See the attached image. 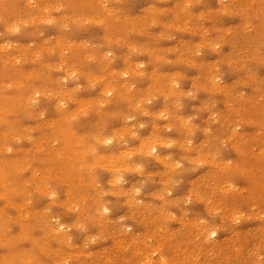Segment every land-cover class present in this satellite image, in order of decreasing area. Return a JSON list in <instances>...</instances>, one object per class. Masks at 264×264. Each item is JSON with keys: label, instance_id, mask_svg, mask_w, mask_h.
<instances>
[{"label": "rangeland", "instance_id": "obj_1", "mask_svg": "<svg viewBox=\"0 0 264 264\" xmlns=\"http://www.w3.org/2000/svg\"><path fill=\"white\" fill-rule=\"evenodd\" d=\"M4 2L11 7L7 10L0 7V16H4L9 24L16 23L15 25L20 28L18 33H10L7 31V25L0 21V33H3L0 35V86H2L0 87V132L8 131L7 137L4 140L0 139V169L6 176L3 184L0 181V209L5 214V218L9 217L11 220L2 219L4 222L0 226L10 227L9 236L26 247L33 238L40 239L43 243L47 237L51 246H58L71 253L70 257L69 255L56 257L55 253L51 252V260L60 261V264L65 262L123 264L124 261H140L143 264V261L150 254L155 255L158 249L166 258L177 253L192 258L194 245L187 242L190 239L189 233L185 232L183 236L177 234L181 227L179 221L163 220L155 208H147L148 205H155L159 200V195L154 194L162 192L170 173H166L164 164L147 156L146 151L143 154H133L136 165L144 163L143 173L131 171L136 167L129 166L131 164H128L130 168L126 166L127 168L120 170L124 176V183L121 188L115 189L116 192H121L120 195L114 194L110 190L111 186L107 185L109 190H104L106 193L104 202L111 209L108 220L94 216V224L89 231L90 236H101L104 239L90 244L86 250H80L83 247L84 235L74 226L77 222V214L65 207V200L69 197L68 189L63 185L67 183L59 177L64 178L66 175L57 172L59 177L53 174L36 176L32 174L31 169L38 166L42 171L63 170L72 179V182L67 184L73 189L72 197L81 196L88 191H92L96 197L99 195V189L88 190L84 183L89 176V167L86 164L81 165L80 162V155L85 153L80 146V139L89 135L86 128L90 124H96L93 135L110 134L114 130L118 132L117 139L113 140L111 145L98 147V153H105L116 145V150L125 155L129 153V147L136 146L139 141L131 136V132L135 130L138 137L148 140L149 135L153 134V121H155L156 136L161 135V140L178 142L173 148L167 149L162 148L160 140L157 143L154 141L158 153L166 154L161 158L171 156L172 163L175 161L183 163L182 157L186 150L180 148L179 143L186 142L187 132L180 130L179 117L184 119L193 117L192 123L196 126L191 136L193 146L205 153V156L210 152L215 153L216 141L208 137L203 129L211 126L214 132L217 127L227 130L238 119H242L238 125L240 131L237 133L235 145L229 142L221 152L223 161H216L221 166L219 169L209 172L210 166H205L197 169L196 172L180 171L174 177L179 183L169 190L172 192L173 201H183L184 196L192 188V181H196L199 187L202 183L201 178L205 173H209L207 181L212 182L216 179L217 173L223 170V163L233 161L232 168L228 172L224 170L223 172L226 175L231 174L230 180H225L224 183L233 184L235 190L228 192L224 197L223 207L239 208L249 218L242 220L239 225L238 237L230 233H220L218 243L223 245L225 241L238 238L237 246L241 250L239 258H250L249 252L254 251L259 242L257 232L261 224L259 216L264 215L261 211L259 185L260 119L264 112V101L261 100L258 87L259 80L264 78V67L259 64L258 29H245L244 23L247 21L243 20L241 15L232 14V9L225 12L221 21L215 24V28L210 20H205L202 25L197 24L181 11V7H178L190 0H124L120 5L116 4V0H107L110 9L121 12L120 20L115 24L113 19L107 18L103 8L104 0H79L80 4L75 3L73 6L66 5L67 0H4ZM242 2L258 7L259 0H242ZM207 4V9L197 5L193 15L198 16L201 12L219 7L218 0H207ZM59 5L64 7L60 8ZM67 9L76 12V20L73 21L70 16H66L62 21L57 22L55 18L64 15ZM18 17L21 18L20 21L15 22ZM176 17H179V22L178 20L175 22ZM51 19L55 23L48 24L47 21ZM153 19L156 20L155 24L152 23ZM106 20H110V23H106ZM126 20L129 23L125 24ZM64 23L68 24L67 29L60 27ZM110 24L112 25L109 28ZM202 28L210 30L207 38L202 35ZM208 41L220 44V50L212 51L207 46ZM72 42L77 45L75 49L78 55L75 54V57L71 56ZM202 44L205 46L199 48L197 55V46ZM108 52L113 54L110 64L104 61ZM250 52L251 56H249ZM229 54L231 59H228ZM69 57L73 59L77 71L73 66H69ZM140 64L144 65L143 69L137 68ZM248 68H251L255 75V83L249 78ZM212 69H215V76H219L221 81L219 85L224 91L204 90ZM125 71L129 73L128 77L122 75ZM37 72L43 79L47 78L45 83H42L46 88L32 93L21 88L20 94L13 79L19 77L24 80V84H27L35 79ZM72 72L77 74L78 79L71 78ZM167 75H171L170 78L176 80L180 85L179 89L173 88L172 85L170 87L169 84L162 89H156L159 84H164ZM64 77H69L66 87L59 83ZM90 80L96 81L95 87L89 86ZM194 84L197 85L198 90L194 88ZM77 86L80 87V91L73 93L71 90ZM124 86H127L126 88L131 92L142 93L137 95L134 101L127 102L125 98L131 94L126 92L127 89H122ZM224 86L228 89L226 90ZM170 88L176 92L181 90L182 93L195 91L196 95L192 98L173 94ZM236 88L239 89L238 92L234 91ZM105 89L113 90V95L106 96ZM36 92L40 93L39 97L35 95ZM60 97L65 98L68 105L63 115L56 109ZM209 97L215 102V110L220 114L217 120L211 121V124L209 118L213 113L203 107L209 101ZM102 99L106 102L101 107ZM177 99L183 104L181 109L175 108ZM32 100H36L35 105L30 103ZM149 100H151L150 104ZM141 101L144 102L142 105L144 111L135 108V104ZM79 107L86 108L87 115H80L77 120L69 123L71 116L79 112ZM162 111L165 112L166 119L159 116ZM40 112H43L46 118L41 119ZM145 112L148 115H145ZM128 115H132L134 120L127 121L125 117ZM231 119L233 121L230 124ZM140 124H144L145 127L140 128ZM70 125L73 126L72 136L57 133V129L64 130L65 126ZM51 126L52 128H48ZM169 128L171 131H168ZM228 135L231 136V133L229 132ZM57 141H60L59 146ZM90 142L92 146L97 143L94 138ZM43 144L47 146L46 150L42 154H35L37 148L44 147ZM7 147L12 148L11 153L6 151ZM52 147L58 150L54 155L50 152ZM139 155L144 156L139 157ZM125 156L127 160L130 158L129 155ZM46 159H50V164H46ZM105 177L109 178L110 174L107 173V176L105 174ZM10 182L14 189L10 194L13 196H17L23 186L30 192L29 196L24 198L26 206H34L38 197L35 215L23 217L20 212L25 216L27 212H31L25 206H21L23 211L21 208L15 209L6 205L4 191L8 190L7 184ZM46 184L52 185L51 187L57 190L58 198L55 202L43 195V192L48 190ZM58 184L61 187L58 188ZM134 186L141 187L139 199L144 201L143 206L132 207L123 195ZM40 187L46 189L41 192ZM72 202L79 203L75 198ZM79 205L81 206L80 203ZM45 207L50 209L47 216L43 215ZM181 207H177L176 203L170 205L176 217H182ZM187 211L193 220L197 215L203 217L204 203L194 198L187 206ZM121 216L125 217L124 224L119 223ZM56 219L65 225L66 233L52 231L51 222ZM125 227L132 231H122ZM252 234H255L256 238H252ZM54 236H59L61 239L71 236L72 249L61 248L53 239ZM44 244L48 252L50 247ZM49 255L50 253L45 258L50 260Z\"/></svg>", "mask_w": 264, "mask_h": 264}, {"label": "clouds", "instance_id": "obj_2", "mask_svg": "<svg viewBox=\"0 0 264 264\" xmlns=\"http://www.w3.org/2000/svg\"><path fill=\"white\" fill-rule=\"evenodd\" d=\"M123 2L124 0H116L117 5H120ZM188 3L192 4V8L186 10L181 7V11L185 13L190 19L194 20L197 24L202 25L205 20H210L213 22V28H215V24L220 22L223 15L225 14V11L220 7L221 5H224L226 10L232 9V14L241 15L243 20L247 21L244 23L245 29H258L260 34L259 64L260 66L264 67V64L260 63L261 52L264 50V0H259L258 7H254L251 3H243L242 0H218L219 7L214 10L204 11L203 16H201V13L198 16H194L193 11L197 5L207 9V0H190ZM103 8L106 10L108 19L111 20L118 17L119 13L114 12L109 8L107 0H104ZM209 31L210 30L208 28H202V35L207 38ZM211 50L216 52V50ZM197 55H199L198 46ZM251 55L252 53L250 52L249 56ZM247 71L248 73H252L249 78L251 80H255V75L252 72V69L248 68ZM192 98H195V96ZM262 114H264V112H262ZM260 140L261 147L259 152V160L261 166V178L262 174H264V133H262V131H260ZM125 143H127V141H125ZM161 146L162 148H167V146L164 144H161ZM182 149L186 150L185 155L182 157L183 163L180 161H175L174 163L178 164L179 167L170 169V174H176L180 171L196 172V170H192L191 167L193 162V156L191 152L195 149V147L192 145ZM230 178L231 174L226 175L221 169L217 173L216 179L214 181H202L201 185L198 187V190L204 197V199L201 200V202L204 203L205 209L203 217L197 215L195 220L189 217L187 206L191 203L181 201L179 204H176L177 207H181V205H183V207H181V211L183 213L182 217H176L181 226L177 234L183 236L185 232L189 233L190 239L187 242L190 245H194V247L192 248V258H189L188 255L177 253V255L170 256L168 258L169 264H264V215L259 216V220L261 222L260 227L257 230L259 242L256 245L255 250L249 252L250 258H239L241 250L237 246L239 244L238 238L232 241H225L223 245L218 243V234L220 233H230L233 236L238 237L237 229L239 225L241 224L242 220L249 218L239 208L223 207L224 197L228 194V192L221 191V189H224L227 186L224 181L230 180ZM37 191L40 190L37 189ZM261 211L264 212V207L262 206ZM235 214H239V220H233V216ZM89 219L93 220L94 217H90ZM182 219L183 224H181ZM80 223H85V220H81ZM74 226L84 235L83 247L80 250H86L90 244H95L98 242V240L104 239V237L101 236H97L95 240L92 239L93 236L89 235V231L93 226L91 223H88L84 228L77 227L76 225ZM9 231L0 229V264H60L59 261L54 262L45 258L48 253L42 243L37 244L35 247L33 246V240L35 238L30 240L29 246L26 247L23 244L18 243L17 240L10 237ZM211 231L216 232L215 237H209V233ZM252 238H256L255 234H252ZM53 239L60 245L61 248H66L69 250L72 249V237L71 245L65 242L67 238L61 239L59 236H54ZM221 256L226 258H219ZM200 257H203V259ZM123 264H141V262L124 261ZM152 264H159V261L154 260Z\"/></svg>", "mask_w": 264, "mask_h": 264}, {"label": "snow or ice", "instance_id": "obj_3", "mask_svg": "<svg viewBox=\"0 0 264 264\" xmlns=\"http://www.w3.org/2000/svg\"><path fill=\"white\" fill-rule=\"evenodd\" d=\"M0 7L4 8L5 10L9 9L11 6L6 4L4 2V0H0ZM58 7L63 8L64 5H59ZM178 7H183L184 9L188 10L192 8V4L188 3V4H184L183 6L178 5ZM222 10H224L225 12L227 11L225 9L224 5L220 6ZM204 15V12H201V16ZM0 21H2L3 23H5L7 25V31L10 33H18L20 31V28L15 25V24H9L8 20L5 19L4 16H0ZM48 24H53L55 23L54 20H48L47 21ZM97 23H103V21H97ZM125 24L129 23V21H124ZM145 23H147V20H145ZM152 23L155 24L156 20L153 19ZM60 27L67 29L68 28V24L64 23L62 25H60ZM3 33H0V35H2ZM206 35V33H205ZM226 42V41H225ZM205 45H199L198 47H204ZM208 47H210L213 50L219 51L220 50V44L218 43H214L212 41H208L207 44ZM233 48H235V45H233ZM132 51H136V49H132ZM112 53L108 52L106 53L105 57H104V61L107 63H111V58H112ZM92 59V58H90ZM228 59H231V54H229ZM260 63L264 64V50H262L261 52V56H260ZM144 65L140 64L137 65L138 69H143ZM122 75L124 77H128L129 73L127 71L123 72ZM141 75H143V73H141ZM252 73H249V76H251ZM70 76L72 79H78L77 74L75 72L70 73ZM69 79V77H64L62 81H60V85L61 86H67V80ZM255 82V80H253ZM172 87L175 89H179L180 85L176 82L175 79L172 80ZM221 83L219 76H213L211 79V83L210 86L205 87V91H208L209 88H211V90H220V91H224L223 89H218L217 86L218 84ZM96 81L94 80H90L89 81V86L90 87H95ZM133 87H135V85H133ZM258 87L261 93V100L264 101V78H261L259 80L258 83ZM194 88H197V85L194 84ZM73 93L79 92L80 91V87L77 86L76 88H73L71 90ZM235 92H238L239 89L236 88L234 89ZM226 95H230L231 93H225ZM37 97L40 96L39 92H36L35 94ZM51 95V94H49ZM105 95L108 97H111L113 95V90H109V89H105ZM181 95H187L188 97H194L196 95L195 91H189L187 93H181ZM71 98V97H69ZM167 99V97H166ZM106 101H101V107L103 105V103H105ZM32 105L36 104V100H32L30 102ZM143 101H141L140 103H136L135 104V108L139 111H144L142 105H143ZM148 103H151V100L148 101ZM183 107V104L180 102L179 99L176 100L175 102V108L176 109H181ZM203 107L209 111L212 112L213 115L209 118V122L211 124V121L213 120H217V117L220 115L219 113L216 112L215 110V102L211 99V97H209V101L207 103H205L203 105ZM68 108V105L66 103L65 98L60 97L59 98V102L56 104V109L57 112L60 113L61 115L64 114V112H66ZM145 115H148L147 112L144 113ZM80 115H87V109L84 107H81L79 112L76 115H72L71 116V120L69 121V123L71 121H75L77 120L78 116ZM113 115H120V113H113ZM159 116L162 118H167L165 115V112H160ZM39 117L41 119L46 118L43 112H40ZM181 120V131H186L187 132V137H185V143H179V147L180 148H185V147H190L193 145V140L191 139V136L193 135V131L194 128L196 127L195 125H193L192 120L193 117L189 116L187 119H184L183 117H179ZM125 119L127 121H133L134 118L132 115H128L125 117ZM140 128H144L145 125L144 124H140L139 125ZM260 129L262 131V133H264V114L261 115V119H260ZM168 131H171V128L168 129ZM203 131L205 132V134L208 137H212L215 139L216 141V145H215V153H208L207 156H205L203 154L202 151L198 150V149H194L192 150L191 154L193 156V162H192V170H197L199 168H204L205 166H211L209 169V172L215 171L217 168H220L221 166L219 164L216 163L217 160H221L223 161V158L221 156V152L222 150L227 147V145L229 144V142L233 143L235 145V141H236V137H237V133L240 131V128L238 126L237 123H233L227 130H221L219 127L216 128L215 132L213 131V128L211 126L209 127H205L203 129ZM231 133V136L228 135V133ZM156 134V123L155 121H153V135ZM131 136L135 137L137 139H140V137L137 136V133L135 130H133L131 132ZM30 138V137H29ZM96 140V144L91 146L88 150L87 153H85V156L87 159L91 160L93 158H96L99 156V153L97 151L98 147L100 145H111L113 143V138H101L99 135L93 137ZM123 138V137H121ZM18 139V138H17ZM160 144H164L167 146V149H171L173 148L174 145H176L178 142L175 140H160L159 141ZM60 141H57V145L59 146ZM6 151L8 153L12 152V148L8 147L6 148ZM237 151H239V148L237 147ZM141 152L143 153V145L141 146ZM199 153V154H198ZM125 155H131L130 153H126ZM147 156L149 157H153L155 158L157 161H159L160 163L165 165V171L166 173H169L170 169H174L179 167L178 164L172 163V157L169 156L166 159H162L160 154L158 153L157 150V146L155 143L149 144L148 145V151L146 153ZM167 161V162H166ZM233 165V161L229 160L227 162L223 163V170L225 172H228L229 169L232 168ZM131 171H135V172H139V173H143L144 172V163H140L137 164L135 168L131 169ZM243 174V173H241ZM90 175L93 179H95L96 177V165H93L92 169L90 170ZM209 173H205V175L201 178V181L207 180ZM175 174H169L168 175V180H167V184L166 186L162 189V192L160 194H154V195H159V200L155 202V205H148L147 208H155V211L160 215L161 219L163 220H176V216L172 213L171 209H170V205L173 203L179 204L181 201H173L171 199L172 197V192L169 190L170 187H174L176 184L179 183V180L174 178ZM249 179H251V177H249ZM124 183V176L123 173L119 170L116 169L113 172V179L109 181V185L110 190H112L114 192V194L116 195H120V192H116L115 189L116 188H121L122 185ZM260 186V198L262 201V207H264V174H262L260 181H259ZM57 187H61L60 184L57 185ZM63 187L68 189V199L65 200V207L68 208L69 211L71 212H75L77 214V222H76V226L80 227V228H84L87 226L88 223H91L92 225L94 224V220H90V217H93L92 214V209L95 210V215L107 219L108 215L110 214V207H108L105 202H104V198L106 196V193L103 190V187L95 184L94 188L99 189V196H98V202L95 204H92L91 207L88 206V201H85V208L82 209L79 205L78 202L73 203V197H72V192L73 189L71 186L64 184ZM235 190V186L233 184L227 185L224 189H221V191H225V192H231ZM141 192V187H133L129 192L123 193L126 201L132 206V207H136V206H143L144 205V201H142L141 199H139V194ZM43 195L48 196L50 198V200L52 202H55V200L58 198L57 197V190L53 189L51 187V185H48V190L43 192ZM196 200H202L204 199V197L201 195L200 191L198 190L197 187V182L196 181H192V188L191 190L184 196L183 201L184 202H188V203H192L193 199ZM210 203V201H209ZM85 211H88L89 215H85ZM50 213V209L49 208H45L43 210V215L47 216ZM240 216L239 214H235L233 216V220H239ZM81 220H85V223H80ZM125 221V217L121 216L119 218V223L124 224ZM181 224H183V219L181 220ZM51 228L52 231L55 233H61L64 232L66 233L67 230L65 228V225L63 223H61L60 220L56 219L54 221L51 222ZM122 231H127V232H131L132 230L130 228L125 227L124 229H122ZM216 236V232L215 231H211L209 233V237H215ZM97 238V236H93L92 239L95 240ZM41 239H43V237H41ZM46 243V241H44ZM66 243H68L69 245H71L72 241H71V236H67V239L65 240ZM41 240H33V246L35 247L37 244H40ZM154 260H158L159 264H169L168 258H166L162 252H160V250H157V253L155 255L150 254V256L145 259L143 261V264H152V262ZM65 264H67V262H65Z\"/></svg>", "mask_w": 264, "mask_h": 264}, {"label": "bare ground", "instance_id": "obj_4", "mask_svg": "<svg viewBox=\"0 0 264 264\" xmlns=\"http://www.w3.org/2000/svg\"><path fill=\"white\" fill-rule=\"evenodd\" d=\"M27 2V1H26ZM138 2V1H137ZM25 3V2H24ZM73 3V4H72ZM75 3H77V4H80V2H79V0H67V3H65L66 5H70V6H73ZM173 9H175V8H173ZM72 10V9H71ZM71 10H69V9H67V11H64V15H61L59 18H55L56 19V21L57 22H59V21H62L64 18H66V16H70L71 18H72V20L73 21H75L76 20V18H75V15H76V12L75 11H71ZM106 11V10H105ZM121 13V12H120ZM120 13H119V15H120ZM118 15V17L117 18H114L113 20H114V24H115V22H117V21H119L120 20V16ZM146 15V14H145ZM147 16V15H146ZM179 16V15H178ZM38 17V16H37ZM15 18V17H14ZM31 18V17H30ZM30 18H28V20L30 19ZM34 17H32V19H33ZM146 18V17H145ZM148 18V17H147ZM20 17H18L17 19H15L14 21L15 22H19L20 21ZM37 19V18H36ZM52 20V19H51ZM177 20H178V22L180 21V19H179V17H176V19H175V22H177ZM22 21H24V20H22ZM21 21V22H22ZM27 21V20H26ZM143 21H144V19H143ZM13 22V21H12ZM25 22V21H24ZM106 23H110V20H106ZM16 24V23H15ZM112 24H110L109 25V28H110V26H111ZM114 26V25H113ZM177 27H178V25H177ZM165 29L167 28V26H165L164 27ZM178 29V28H177ZM196 31V30H195ZM200 32V31H199ZM93 33V32H92ZM32 36V35H31ZM199 36V35H198ZM30 38V37H29ZM8 42V41H7ZM142 42V41H141ZM142 43H144V42H142ZM198 43V42H197ZM145 44V43H144ZM13 45H14V43H13ZM70 45H71V48H70V51H71V56L72 57H75V54H77V50L75 49L76 48V44L74 43V42H72V43H70ZM229 45V44H228ZM19 46V45H18ZM230 47H231V45H229ZM18 47H16V49H17ZM52 48V47H51ZM123 48L121 47V50H122ZM118 50V49H117ZM22 52V51H21ZM120 52V51H119ZM218 53V52H217ZM21 54V53H20ZM23 54V53H22ZM38 55V54H37ZM78 55V54H77ZM223 55V54H222ZM17 57V56H16ZM218 57V56H217ZM226 58V57H225ZM72 60L73 59H71L70 57L68 58V62H69V66H73V69L75 70V71H77V69H76V65L72 62ZM225 62H227L226 60H225ZM67 65V64H66ZM93 66H95V65H93ZM228 67V66H227ZM214 70L215 69H212L211 71L212 72H210V74H209V82H206L205 84H206V87H208V86H210V83H211V79H212V77L213 76H215V73H214ZM37 71H40V70H37ZM218 72V71H217ZM38 73V72H37ZM37 73H35V79L34 80H32L31 82H29V83H27V84H24V80L23 79H19V77L18 78H15V79H13V82L15 83V85H17V90H19V92L20 91H22L21 90V88H23L26 92H28L29 91V93L31 92H34V91H36V90H42V89H45L46 88V86H43L44 84H42V83H45V80L47 79V78H45V79H43L40 75H39V73L37 74ZM19 74V76H20V73H18ZM154 74V73H153ZM153 74H152V76H153ZM260 74V73H259ZM155 75V74H154ZM3 76H5V74L3 73ZM22 76V75H21ZM156 76H157V74H156ZM12 77V76H11ZM155 77V76H154ZM171 77V75H167L166 76V79H165V82H164V84H159L157 87H156V89H162V87L164 86V87H167V85L169 84V86L171 87V85H172V79L170 78ZM103 79H104V77H103ZM36 80H38L39 82H37ZM156 81H157V79H156ZM250 83V82H249ZM253 83V82H252ZM255 83V82H254ZM5 84V83H4ZM143 84V83H142ZM6 86V85H5ZM246 86V85H245ZM0 87H2V86H0ZM127 87V86H126ZM125 86L122 88V89H127ZM217 88L218 89H222V86L221 85H219L218 84V86H217ZM224 88L227 90L228 89V87L227 86H224ZM171 89V88H170ZM209 89H211V88H209ZM64 92V91H63ZM126 92H128L129 93V95L130 96H128L127 98H125V100L127 101V102H132V101H134L135 100V98L136 97H138L137 95H140L142 92H131V90L130 89H127L126 90ZM171 92H173V94L174 93H176V94H179V95H181V93L183 92V91H181V90H179V91H177L176 92V90H174L173 88L171 89ZM232 93V92H231ZM20 94H21V92H20ZM57 95H58V93H57ZM58 96H60V95H58ZM238 97V96H237ZM16 99L18 100L19 99V93L16 95ZM81 101V100H80ZM101 101H105L104 99H102V100H100V102ZM85 103H87V102H85ZM229 103H231V102H229ZM5 107V106H4ZM7 108V107H6ZM80 108V107H79ZM77 109H78V107H77ZM69 114V113H68ZM241 115V114H240ZM231 122H230V124L232 123V121H233V119H231L230 120ZM242 122V119H238L235 123H237L238 125H239V123H241ZM55 125V124H54ZM98 125H99V123H98ZM54 127V126H53ZM71 127H73V126H65V129L64 130H61V129H57V133H63V134H65L66 136H72V131H71ZM48 128H52V126L51 127H48ZM55 128V127H54ZM86 128V127H85ZM95 128H96V124H94V123H92V124H90L87 128H86V130L89 132V135L88 136H86L84 139H80V146L85 150V153L86 152H88V150H89V148L92 146V143L90 142V140L93 138V137H95V136H97V134H92L93 133V131L95 130ZM74 129V128H73ZM130 131V130H129ZM7 132V133H6ZM7 134H8V131H2V132H0V139L1 140H4L5 139V137H7ZM55 134H56V132H55ZM91 134V135H90ZM174 134V133H173ZM102 139L103 138H113V140H116L117 139V135H118V132L116 131V130H114V131H112L110 134H98ZM187 135V134H186ZM91 136H92V138H91ZM242 136V135H241ZM241 136H240V138H241ZM162 138H161V135H153V134H151V135H149V137H148V140H147V138H140L139 139V141L137 142V145L136 146H130L129 147V149H128V152L131 154V155H129L130 156V158H128V160H127V157L124 155V153L123 154H121V151H119V150H116L117 148H116V145H115V147H114V145L110 148V150H108L107 152H100L99 153V156L98 157H96V158H93V159H91V160H89V159H87L86 158V156H85V153H82L81 155H80V162H81V165L83 164V165H88V167H89V176L85 179V185H86V187L88 188V190H90V189H92V188H94V185L95 184H98V185H100V186H102L103 187V190H106V191H108L109 190V188H108V186L110 187V185H109V181L110 180H112L113 179V172L116 170V169H119V170H122V169H125V168H127V167H129V166H136V162L134 161V159H133V154H135V153H141V154H143L142 152H141V146L143 145V152H147L148 151V145L149 144H152V143H154V141H155V143H157L158 142V140H161ZM95 142H96V140H95ZM4 143V142H3ZM121 144V143H120ZM43 146L44 147H40V148H37V150H35V154H37V155H39V154H42V152H44L45 150H46V148H47V146H45V144H43ZM83 146H88L87 148L86 147H83ZM8 148V147H7ZM51 150H50V152L51 153H53V155L55 154V153H57L58 152V150H56V149H54L53 147L52 148H50ZM125 150V149H124ZM126 151V150H125ZM205 154V153H204ZM166 154H163V152L162 153H160V156L162 157V156H165ZM206 155V154H205ZM142 155H139V157H141ZM144 156V155H143ZM142 156V157H143ZM148 160V159H147ZM45 162H46V164H50V159H46L45 160ZM128 164H131V165H129L128 166ZM93 165H96V177H95V179H93L92 177H91V175H90V170L92 169V167H93ZM127 166V167H126ZM211 167V166H210ZM130 168V167H129ZM128 168V169H129ZM219 169V168H218ZM159 171V170H158ZM31 172H32V174H34V175H36V176H38V175H40V174H45V175H48V176H51L52 174L54 175V176H56L57 175V172L58 173H62L64 176L66 175V177H64V178H61V177H59V174L57 175V177H59V179H63L67 184L68 183H71L72 182V179H71V177L70 176H68L63 170H57V171H42V170H40V168L38 167V166H35L34 168H32L31 169ZM107 173H109L110 174V177L109 178H106L105 177V174H106V176H107ZM127 173V172H126ZM125 173V174H126ZM154 173V172H153ZM51 174V175H50ZM60 176H61V174H60ZM9 178H10V176H9ZM214 178V177H213ZM6 180V176H4V174L1 172V169H0V181H1V183L3 184L4 183V181ZM9 180H11V179H9ZM161 181H163V180H161ZM231 184V183H230ZM7 185H9L8 186V190H6V191H4L5 193V195H6V199H7V203H6V205L7 206H12V207H14L15 209L16 208H21V206L23 207V206H25L27 209H28V211L30 210L31 212L29 213V212H27L26 213V216H25V214L24 213H22V212H20L19 214H21L23 217H30V216H32V215H35L36 214V209H37V205H38V197L36 198V203H35V205L34 206H26L25 205V203H24V198H26V197H28L29 196V194H30V192H28V190L26 189V187L25 186H23L22 187V189L19 191V193L17 194V196H13L12 194H10V193H12V191L14 190L13 189V187H12V183L10 182V184L8 183ZM48 185L49 184H46V187H48ZM108 185V186H107ZM52 186V185H51ZM52 188H54V187H52ZM40 189H41V192H42V190L43 189H46V188H44V187H40ZM94 189H96V188H94ZM45 191V190H44ZM124 192V191H123ZM98 193V192H97ZM121 193V192H120ZM12 195V196H11ZM98 196L99 195H97L96 197L94 196V194L92 193V191H88L87 193H85V194H83V195H75L73 198H75L77 201H79V203L81 204V208L83 209V208H85V201H88V206L89 207H91V205L92 204H95V203H97L98 202ZM67 197V196H66ZM58 201V200H57ZM126 202V201H125ZM128 203V202H127ZM106 204V203H105ZM129 204V203H128ZM20 205V206H19ZM130 205V204H129ZM147 205V204H146ZM45 206V205H44ZM49 206V205H48ZM51 207V206H50ZM46 208V207H45ZM44 208V209H45ZM22 209V208H21ZM20 209V210H21ZM19 210V211H20ZM23 210V209H22ZM21 210V211H22ZM18 211V210H17ZM24 211V210H23ZM146 211V210H145ZM144 212V211H143ZM151 212V211H150ZM86 216L87 215H89V213H88V211H85V213H84ZM92 214H93V217L94 216H97V215H95V210L94 209H92ZM144 214H146V213H144ZM144 214H142L143 216H144ZM149 214V213H148ZM142 215H140V216H142ZM6 216H5V214L2 212V210L0 209V225H2V223L4 222V221H2V219L3 220H5V221H11L10 220V218L9 217H7V218H5ZM53 217V216H52ZM56 217H57V215H56ZM108 218V217H107ZM108 220V219H107ZM48 221V220H47ZM50 223V222H49ZM37 224V223H36ZM47 224V223H46ZM37 226L39 227V224H37ZM51 227V226H50ZM0 229H3V230H5V231H9V230H11L10 229V227H2V226H0ZM61 235V234H60ZM140 235V234H139ZM48 236V235H47ZM47 239V240H46ZM46 239L44 240V241H46V244L50 247V249H48L49 251L47 252L48 254L50 253V255L49 256H51V252H53V253H55V255L54 256H56V257H59L60 255L61 256H68L69 255V257L71 256V253L70 252H68V251H66V250H64V249H60L58 246H51L50 245V242H49V239L46 237ZM43 241V245H44V247H46V245L44 244L45 242ZM143 241V240H142ZM121 253V252H120ZM153 253V252H152ZM150 256V255H149ZM50 258V260L52 259V256L51 257H49ZM62 258V257H61ZM63 259V258H62ZM110 259V258H109ZM56 262V261H55ZM60 262V261H59Z\"/></svg>", "mask_w": 264, "mask_h": 264}]
</instances>
